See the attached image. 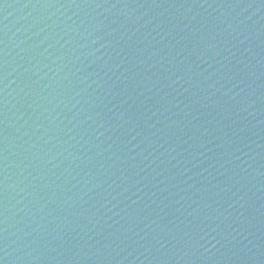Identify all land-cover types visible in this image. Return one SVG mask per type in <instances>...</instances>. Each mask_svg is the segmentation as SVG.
Segmentation results:
<instances>
[{"label":"water","instance_id":"95a60500","mask_svg":"<svg viewBox=\"0 0 264 264\" xmlns=\"http://www.w3.org/2000/svg\"><path fill=\"white\" fill-rule=\"evenodd\" d=\"M0 264H264V0H0Z\"/></svg>","mask_w":264,"mask_h":264}]
</instances>
